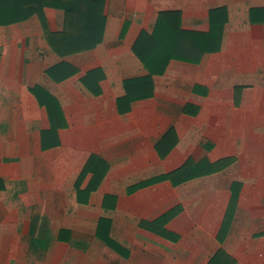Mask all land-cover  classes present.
I'll use <instances>...</instances> for the list:
<instances>
[{
    "label": "crops",
    "instance_id": "1",
    "mask_svg": "<svg viewBox=\"0 0 264 264\" xmlns=\"http://www.w3.org/2000/svg\"><path fill=\"white\" fill-rule=\"evenodd\" d=\"M216 9L199 61L137 54L162 12L206 33ZM262 9L104 0L102 40L68 55L37 14L0 23V264H264Z\"/></svg>",
    "mask_w": 264,
    "mask_h": 264
},
{
    "label": "trees",
    "instance_id": "2",
    "mask_svg": "<svg viewBox=\"0 0 264 264\" xmlns=\"http://www.w3.org/2000/svg\"><path fill=\"white\" fill-rule=\"evenodd\" d=\"M45 7L64 10L63 32L54 33L48 29ZM221 13V9L213 10L210 31L199 33L181 28L179 12H162L155 31L151 35L143 33L135 45V50L151 72L163 71V67L157 69L153 66L161 65L166 57L199 61L205 51L217 49L221 27L217 16ZM35 14L39 16L47 32L52 48L59 55L92 48L102 40L105 25L104 0H0L1 24L21 22ZM56 69H65L67 74L64 77L72 73L71 66L65 62L55 69L52 68L51 73ZM51 119L53 125L57 126L58 118L54 115ZM54 132L56 131L53 128L50 135H54Z\"/></svg>",
    "mask_w": 264,
    "mask_h": 264
}]
</instances>
